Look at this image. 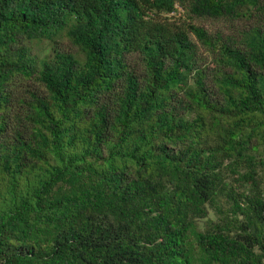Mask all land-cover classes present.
I'll use <instances>...</instances> for the list:
<instances>
[{
  "label": "trees",
  "instance_id": "trees-1",
  "mask_svg": "<svg viewBox=\"0 0 264 264\" xmlns=\"http://www.w3.org/2000/svg\"><path fill=\"white\" fill-rule=\"evenodd\" d=\"M0 264H264V0H0Z\"/></svg>",
  "mask_w": 264,
  "mask_h": 264
},
{
  "label": "rangeland",
  "instance_id": "rangeland-1",
  "mask_svg": "<svg viewBox=\"0 0 264 264\" xmlns=\"http://www.w3.org/2000/svg\"><path fill=\"white\" fill-rule=\"evenodd\" d=\"M196 23L197 24H200V23H203L206 28L210 29V30H215L217 29L218 27H221L222 24L221 23H215V22H212V21H197L196 20ZM64 44H67V42L65 41ZM34 50L37 51L40 55H43L45 53H48L50 51V46L48 44V42H43V43H39V44H36L35 47H34Z\"/></svg>",
  "mask_w": 264,
  "mask_h": 264
}]
</instances>
